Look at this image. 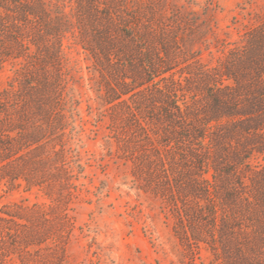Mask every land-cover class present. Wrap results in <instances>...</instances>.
<instances>
[{
    "label": "trees",
    "instance_id": "obj_1",
    "mask_svg": "<svg viewBox=\"0 0 264 264\" xmlns=\"http://www.w3.org/2000/svg\"><path fill=\"white\" fill-rule=\"evenodd\" d=\"M189 22L124 0H0V71L12 68L0 89V186L49 200L1 211L4 234L38 225L14 245L22 264H36L37 252L49 257L40 264H60L45 240L71 226L79 102L69 37L105 80L100 98L119 151L168 201L187 249L202 245L208 264H264V18L214 41Z\"/></svg>",
    "mask_w": 264,
    "mask_h": 264
},
{
    "label": "rangeland",
    "instance_id": "obj_2",
    "mask_svg": "<svg viewBox=\"0 0 264 264\" xmlns=\"http://www.w3.org/2000/svg\"><path fill=\"white\" fill-rule=\"evenodd\" d=\"M124 1L129 7L145 5L158 17L174 22L176 17H187L194 34L200 37L207 32L208 41L236 39L264 18V0ZM64 45L74 76L71 92L79 102L77 115H71V197L67 203L71 226L55 230L56 239L45 240L46 245L56 243L60 264H208L209 251L202 245L187 249L175 232V215L168 201L147 183L146 174L139 178L133 174L132 162L119 151L110 111L100 98L105 80L92 58L72 37L64 39ZM197 45L194 42L193 48ZM218 54L215 49L212 54L204 51L203 60L213 63ZM11 75L10 66L0 71V89ZM75 151L78 157L73 156ZM43 201L49 202L40 190L0 186V214L8 207ZM33 228L37 231L38 225L20 227V238L0 231V264H22L21 250L14 245ZM30 249L37 252V245ZM39 254L36 264L48 260Z\"/></svg>",
    "mask_w": 264,
    "mask_h": 264
}]
</instances>
